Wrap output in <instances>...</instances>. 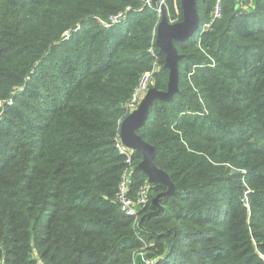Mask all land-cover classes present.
Listing matches in <instances>:
<instances>
[{
  "label": "trees",
  "instance_id": "trees-1",
  "mask_svg": "<svg viewBox=\"0 0 264 264\" xmlns=\"http://www.w3.org/2000/svg\"><path fill=\"white\" fill-rule=\"evenodd\" d=\"M244 2V1H243ZM197 0L200 28L175 42L180 93L138 134L176 191L151 186L139 224L117 202L116 149L143 75L168 90L161 19L140 0H0V261L5 264H264V0ZM170 21H183L180 0ZM132 8L104 29L97 18ZM80 30L69 41L65 33ZM12 102V105L9 104ZM133 152L131 196L148 184Z\"/></svg>",
  "mask_w": 264,
  "mask_h": 264
},
{
  "label": "water",
  "instance_id": "water-1",
  "mask_svg": "<svg viewBox=\"0 0 264 264\" xmlns=\"http://www.w3.org/2000/svg\"><path fill=\"white\" fill-rule=\"evenodd\" d=\"M157 1L153 3L157 7ZM183 12V21L172 24L169 20L165 6H162L161 23L158 26L156 45L159 50L166 56L165 68L170 71L167 91H159L151 88L145 98L142 100L139 108L129 114L120 127V136L123 145L133 152H141L143 160L138 165L137 170L143 172L148 178V184L151 189L153 185H161L167 188V191L159 194L153 204L157 207V211L149 215L158 216L164 212V208L160 205L162 198L173 195L176 187L171 181L169 175L159 169L154 160L156 157V148L146 143L138 134L139 130L145 127L150 114V109L156 101L170 103L176 95L180 93V69L179 64L183 59L179 55L175 46V42L186 43L190 41L200 28V15L198 12L197 0H180ZM145 216L141 223L145 221ZM153 255H147L146 260L153 259Z\"/></svg>",
  "mask_w": 264,
  "mask_h": 264
},
{
  "label": "built area",
  "instance_id": "built-area-1",
  "mask_svg": "<svg viewBox=\"0 0 264 264\" xmlns=\"http://www.w3.org/2000/svg\"><path fill=\"white\" fill-rule=\"evenodd\" d=\"M143 6L145 7H151L154 10H156L158 16L160 19L162 18V6L167 7L170 0H158L157 1V7L153 6V3L155 0H140ZM242 1V0H237ZM175 10L177 11V6L175 4ZM132 12V8L128 7L126 10L119 12L117 14H114L109 17V19H103V18H97L98 23L106 30H110L116 25H119L124 22V20L127 18V16ZM223 17V4L222 0H217V3L214 7V10L211 14V20L208 24H206L203 28V31L208 30L211 25L220 20ZM174 23V21H173ZM80 30V27H78L74 31H68L65 33V40L69 41L73 35H75ZM151 55L156 59V64L154 66V69L150 72H147L143 75L141 81L139 82L135 92L133 93V96L128 104V113L131 114L134 111H136L142 100L147 95L148 91L151 89V86L154 83V76L159 71L158 65H157V54L154 50V48H151L150 51ZM0 106H2V103L0 102ZM10 105H12V102H9ZM116 149L120 153V155L124 156L126 158V169L123 172L121 176V181L118 187V193H117V202L120 206V210L123 214H125L128 217H131L135 220L136 226L139 224V212L140 209L147 206L149 203V192L150 187L149 184L144 185L139 192L136 194V196H131V184H132V173L134 171V164H133V151L126 148L123 143L120 136V131L116 138ZM147 253H144L143 256L145 257ZM147 257V256H146ZM259 257L264 261V254L259 253ZM35 260H37V264H46L43 261L39 259V257L36 255ZM156 261H153L152 259L144 260L145 264H156ZM0 264H5L4 262H0Z\"/></svg>",
  "mask_w": 264,
  "mask_h": 264
},
{
  "label": "rangeland",
  "instance_id": "rangeland-1",
  "mask_svg": "<svg viewBox=\"0 0 264 264\" xmlns=\"http://www.w3.org/2000/svg\"><path fill=\"white\" fill-rule=\"evenodd\" d=\"M175 1V4H177V0H174ZM244 1V2H243ZM245 1L246 0H242V1H237L238 3H242L243 4V7H244V9H247V8H249V7H251L252 6V4L251 3H245ZM247 1H249V0H247ZM216 3H217V0H216ZM216 3H215V5H216ZM215 5H214V7H215ZM166 10H168V5H167V7H166ZM213 10H214V8H213ZM213 12V11H212ZM169 17V16H168ZM172 24H175V21H174V23H173V21H170ZM1 105V104H0ZM1 119V118H0ZM144 253H146L145 251H143V252H141L139 255H138V257H137V259H138V263H142V264H145L144 263V260H145V258H146V256L148 255V254H146V256L144 257L143 256V254ZM35 256H36V252H34V254H33V259L35 258ZM153 261H155L156 259H152ZM1 262V261H0ZM2 262H4V261H2ZM5 263V262H4Z\"/></svg>",
  "mask_w": 264,
  "mask_h": 264
}]
</instances>
